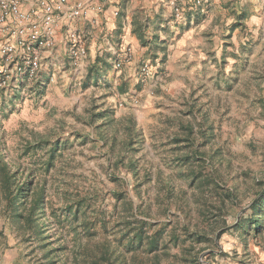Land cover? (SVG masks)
Returning <instances> with one entry per match:
<instances>
[{"label": "rangeland", "instance_id": "obj_1", "mask_svg": "<svg viewBox=\"0 0 264 264\" xmlns=\"http://www.w3.org/2000/svg\"><path fill=\"white\" fill-rule=\"evenodd\" d=\"M92 1L67 0L83 13L56 17L38 78L0 90V173L18 174L0 177V264H264V2L150 0L164 26L138 45L93 55L74 23L51 56L58 17ZM30 181L46 208L32 225L17 216Z\"/></svg>", "mask_w": 264, "mask_h": 264}, {"label": "built area", "instance_id": "obj_2", "mask_svg": "<svg viewBox=\"0 0 264 264\" xmlns=\"http://www.w3.org/2000/svg\"><path fill=\"white\" fill-rule=\"evenodd\" d=\"M84 8L67 7V0L43 2L41 15L27 11L22 0H0V90L9 91L20 80L34 81L41 70V52L52 45V27L58 15L80 17ZM70 54L75 60L87 54L78 32L69 37ZM143 73L149 74L148 65Z\"/></svg>", "mask_w": 264, "mask_h": 264}, {"label": "crops", "instance_id": "obj_3", "mask_svg": "<svg viewBox=\"0 0 264 264\" xmlns=\"http://www.w3.org/2000/svg\"><path fill=\"white\" fill-rule=\"evenodd\" d=\"M76 1V0H71ZM112 1L114 0H103L102 2H99L98 0H93L90 4L92 5V9L89 11L86 18L77 20L78 22H73L68 24L67 21H65L62 17H58L57 23H56V35H55V44L56 47L50 52V55L52 56L54 54V51L57 50L58 47L62 48V41H63V32L67 31L68 28L73 27L75 23V27L82 30L84 34L87 35L88 38V50H90V53L93 55L97 53V49H103L108 50L112 53H119L120 51H123L129 45L132 43V45H138L139 41L137 39V35L135 33V30L138 31L139 29L144 30L146 28V25L151 28V35L153 33L160 32L159 26H164L163 20L164 16L160 14L159 7L160 4L155 7V10L152 8L153 5L150 6V0H144L145 5L142 7L137 8L136 6L128 7L126 10H121L115 6L112 5ZM183 3L186 2V0H182ZM254 1L253 6H259L263 8V2L264 0H245V3L247 5H250L251 2ZM258 3H256V2ZM103 4H108V6L104 9H98L97 7L101 6ZM243 4V0L242 3ZM26 7V6H25ZM219 7L222 8L220 5ZM212 12L210 19L206 24H209V21L214 19V17L219 19L218 16H214V12ZM209 12V13H210ZM157 19V22L154 23V19ZM190 18V17H189ZM189 24H194V14L191 15ZM150 20V22H148ZM188 20L184 19L179 21L178 24H186ZM147 22L149 24H147ZM251 24H264V16L261 17L257 16V20H252L250 22ZM188 24V23H187ZM196 24H200V21L196 22ZM96 29V31H94ZM117 37V39H121V48H119V44L114 41V38ZM93 38V39H92ZM100 45L98 46L96 40H100ZM102 50V52H104Z\"/></svg>", "mask_w": 264, "mask_h": 264}, {"label": "trees", "instance_id": "obj_4", "mask_svg": "<svg viewBox=\"0 0 264 264\" xmlns=\"http://www.w3.org/2000/svg\"><path fill=\"white\" fill-rule=\"evenodd\" d=\"M1 158H2V156H0V159ZM7 169L8 168L6 165L0 173V177H1V180L3 181V183H5V186L9 187L10 182H11V184H15L16 179L18 177V174L16 172L11 173L9 171V169L8 170ZM31 184H32V186H31ZM21 185L22 186H20V188L22 191L25 190L26 187H29L30 195H34V197L32 199H29L30 196L26 195L25 192H20L18 194V198L19 197L22 198L21 204H22L23 208L17 213V216L22 217V219L25 218V220H27L28 224L32 225L34 223V221H33L35 218L34 215L38 214V212L40 214L38 216V220L41 219L42 217L45 218V216H46L45 203H43L42 196H41V195H43V192H41L37 188L33 187V181H30L27 184L25 182H22ZM9 189H10V187H9ZM12 194H14V197L17 196V193H12ZM260 223H261L260 220H256V226H255L256 229H258V227L261 225ZM119 257H120L121 261H123V264H125L126 263L125 256L122 257L119 255Z\"/></svg>", "mask_w": 264, "mask_h": 264}]
</instances>
